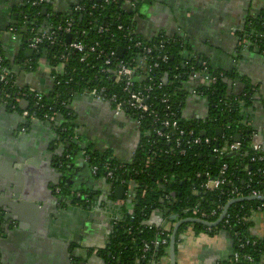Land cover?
I'll list each match as a JSON object with an SVG mask.
<instances>
[{"label": "crops", "instance_id": "1", "mask_svg": "<svg viewBox=\"0 0 264 264\" xmlns=\"http://www.w3.org/2000/svg\"><path fill=\"white\" fill-rule=\"evenodd\" d=\"M47 1L49 12L57 10L64 15L77 0ZM147 1L137 13L136 33L144 40L160 35L184 38L189 48L187 54H193L197 61L201 58L212 71L234 73L229 80L244 83L243 92L246 83L255 87V99L242 115L248 128L257 134L256 140L264 141V111L260 100L264 97V56L253 49L238 50L239 32L249 19L264 13V0ZM24 3L25 0H0L1 31L15 22ZM0 51L9 62L17 88H35L44 94L50 91V73L44 62L30 70L25 63L31 57L29 51L8 34L0 37ZM185 88L187 97L182 118L186 122L204 120L207 101L189 93V85ZM21 110L4 109L0 105V206L6 207L2 200L16 209L21 206L14 213L13 223L22 225L0 227V264H69L70 261L104 264L98 251L106 247L114 226L129 215L133 205L127 198L122 204H116L107 195L103 181L90 175L79 151L77 160L81 159V163L64 171L63 179L69 185L64 187L82 190L97 199L92 198L86 207L74 206L71 210L56 212L54 206L61 207L51 199L54 187L60 186L56 184L61 178L55 169H60L61 159L53 162L58 144L54 124L62 123L61 117L56 115L50 126L45 125L49 122L46 120H41L42 124L31 120L21 133ZM69 112L72 132L82 147L107 150L117 161L131 162L139 145L137 128H130L126 120L115 122L109 104L78 94L71 98ZM88 207L91 208L87 210ZM183 220L162 206L154 209L146 221L157 228L164 225L169 238L173 228L179 225L175 240L176 264H225L230 260L233 242L226 231L211 234L195 228V224H180ZM248 221L252 238L264 239V211L251 210ZM158 264H170L168 248Z\"/></svg>", "mask_w": 264, "mask_h": 264}, {"label": "built area", "instance_id": "2", "mask_svg": "<svg viewBox=\"0 0 264 264\" xmlns=\"http://www.w3.org/2000/svg\"><path fill=\"white\" fill-rule=\"evenodd\" d=\"M146 3H148L147 0H77L67 13L70 12V15L80 19L85 18L87 28L77 26L72 17L66 18L63 25L53 27L48 24L47 20L38 24V14L33 15L30 19L29 16L22 15L20 25L15 21L6 30H0V37L8 34L17 41L21 48L32 52V54H38L42 46L56 48L59 54L54 57L57 60L55 64H50L44 56L38 60L36 65L37 67L44 62L49 69L51 88L60 85L62 80H66L65 84L73 81L71 73L75 74L76 69L72 68L69 71L68 67L73 58L77 56L79 63L84 64L91 74L87 79L79 77L78 81L84 83L86 87L79 93H71L70 99L78 94H85L96 101L107 103L112 107L115 116L133 119L138 134L147 137L145 144L147 155L140 170L125 169L127 166L125 163L119 162L118 165L105 160L100 164L103 175L98 177V166H90V175L97 180L106 182L107 195L115 200L116 204H122L124 198H127L128 201L131 200L130 203L134 204L135 189L138 185L133 176L148 168L151 161L159 155L183 157L190 152L197 153L204 149L207 151V158L214 160L216 172L211 175L208 171L209 167L205 165L202 167L204 172L195 173L196 179L201 177L204 179L199 184L200 189L213 191L227 186L228 189L225 194L230 198V201L244 197H264V192L260 194L251 186L252 177L256 174L264 178V141H257V134L251 132L249 148L243 149L242 130H240L242 128L237 130L235 127L240 125L248 128V123L243 119L240 122L215 126L214 135L211 137L207 136L204 130L201 132H204L205 135L196 134L190 124L194 121H184L181 111L187 93H182L180 99L175 100L177 89L180 91L185 89V85H189L191 87L189 93L197 98L205 99L206 94L217 83L218 79L223 77V74L210 71L208 64L204 61L199 63L198 60V67L195 68L189 65V60L184 59L175 64L169 74L164 72V67L170 59L165 46L170 42H175V39L166 37L150 44L136 38V28L135 25H132L135 22V17L138 16L139 8ZM42 4H44V0H25L24 3L31 8H39ZM108 5L118 6L131 13L129 20L132 24L125 27L119 23L120 16H115L112 21L102 20L99 15L95 18V13ZM44 15L48 16L47 12ZM92 18L95 19L94 22L89 20ZM90 30H93L92 35L89 34ZM67 37H69V42L65 40ZM263 38L264 31L247 32L244 27L239 32L238 46L243 49L259 51V44ZM153 39L146 41L152 42ZM103 40H106L107 43L102 42ZM118 48L123 50L121 55L117 52ZM259 52L264 56V51ZM25 63L27 67L32 68L31 58L27 59ZM0 87L2 89L16 88L11 93L3 92L0 96L1 106L16 110V106L21 101H27L26 109L20 111L22 118L27 120V123L20 127L21 133L26 131L25 125L28 126L31 120L38 119L50 122L58 115L55 110L53 114L49 115L44 112L38 117L35 112L31 113L28 110L30 102H34L37 111L44 108V105L39 106L43 92L35 88H17L14 82V74L4 64L1 56ZM255 93L256 89L252 87L251 94L243 92L240 96L231 95L225 99L220 98L219 102L226 109L238 110L241 113L245 107V99L253 100ZM217 106L214 105L215 108ZM261 107L264 111V99L261 100ZM145 120H148L149 128L142 130L141 126ZM232 128L237 131L228 134L231 133ZM217 130H220V135L216 134ZM62 131L65 130L62 129ZM236 137L239 139L236 140ZM72 140L76 139L73 138ZM165 144L168 148L163 147ZM228 156L236 157L235 163L229 165L227 163ZM81 159L84 164H88L90 160L84 152H81ZM234 164H240L241 168L239 169ZM252 165L258 166L254 173L251 172ZM236 170H240L242 176L245 175L247 178L245 185L237 183L241 178L236 177ZM116 171H120L122 175L126 174L128 179L121 182L115 181ZM118 185H122L124 188V197L121 200L114 199V188ZM61 192L60 186L54 187L53 194L56 197V202L62 208L65 206L86 207L91 203L89 194L83 191H70L65 197L62 196ZM245 192L247 195H244ZM163 199L168 206H171L175 201L167 194L164 195ZM223 210L224 207L222 206L212 210H204L196 205L187 208L185 212H189L192 215L191 218L209 222L210 219H218ZM254 210L264 211V201L256 205ZM219 211H221L220 214ZM233 218L236 219L237 224L242 225L248 221L249 216L243 211V206L240 205L234 214H229L227 211L220 223H223L225 227L229 226L230 222L234 220ZM157 234L160 238L151 242V245L166 244L165 238L168 233L161 229ZM233 236L237 239L238 251L233 253L232 260H244L248 264H256L250 255L241 253L247 247H256L259 242L253 239L240 238L237 231L234 232ZM149 248V245L144 243L141 258H145V253L148 252Z\"/></svg>", "mask_w": 264, "mask_h": 264}, {"label": "trees", "instance_id": "3", "mask_svg": "<svg viewBox=\"0 0 264 264\" xmlns=\"http://www.w3.org/2000/svg\"><path fill=\"white\" fill-rule=\"evenodd\" d=\"M47 8V5L44 3L39 8H31L28 5H24L19 9L18 14L16 15V20L18 25H20L22 21V15L29 16V19L33 15H37L38 24L47 20L48 24L55 27L58 25H63L66 18H73L75 20V24L81 28H87V20L85 18L80 19L74 15H70L66 13L64 15L60 13H50L48 11V16L42 14V9ZM99 15V18L105 21H112V18L115 16H120L119 23L123 24L125 27L131 23V13L123 10L118 6L108 5L103 10L95 13L96 16ZM94 22V18L89 19ZM99 22V21H98ZM264 13L262 12L260 15L249 19L246 22L245 31L250 32H263L264 31ZM132 25H135L133 22ZM136 27V26H135ZM89 34H93V30L89 31ZM118 35V34H117ZM136 38L147 42L153 43L156 40L166 38L164 35H160L155 37L154 41H146L141 38L136 33ZM175 42H170L165 46V49L170 56L168 64L164 67V72H169L173 69L175 64L183 61V54L184 53V46L178 41V39L174 38ZM66 42H69V37H67ZM102 42L107 43L106 40ZM109 45H113L112 43H108ZM259 51H264V38L259 44ZM59 54L56 48L53 47H41L38 54L31 55V63L32 68L30 70H34L36 67L38 60L41 57H46V60L49 61L50 64H55L57 60L54 58ZM0 56L4 60V64L9 67V62L6 57L0 51ZM77 56L73 58L72 62L69 64V71L72 68L76 69V73L71 75L73 76V81L70 83L65 84L66 80H62L60 85L52 86L50 91L47 94H42L41 101L39 102L40 105H44V108L41 111H37L35 108L34 102H30L28 110L33 113H36V116L40 117L41 114L48 113L53 114L56 110L58 116L61 117V126L57 127L59 140L63 143L71 142L69 139L72 136V125L70 124L71 114L69 112V104L71 102L70 94L71 93H79L81 92L86 86L84 83L79 82V77H85L86 79L89 78L90 72L85 67L84 64H80L77 60ZM191 66L197 68L198 61L195 59H189ZM209 67V66H208ZM209 70L212 69L209 67ZM225 77L219 78L217 83L209 90L206 94L205 100L207 101V115L206 118L200 122H193L190 123L191 127L195 130L196 134H200L202 130L207 133V136L214 135V127L218 125H225L228 123H236L240 122L244 119L242 115V111L245 108H248L251 104V101L245 99V107L243 110L238 111H230L222 106V103L219 102L220 98H228L229 96L226 95L227 85L224 82ZM246 83V82H245ZM251 88L249 84L246 83V91L247 93L251 94ZM16 88H5L2 89L0 87V96L3 92L11 93L15 91ZM182 93H187V89L183 88L179 91L177 89L176 96L174 97L175 100H179ZM253 94V92H252ZM231 96V95H230ZM233 97V96H232ZM231 98V97H230ZM264 98V97H263ZM261 97L260 100H263ZM255 99V98H254ZM253 99V100H254ZM214 105H218L217 108ZM50 108V109H48ZM16 110L19 109L17 105ZM183 122V121H182ZM184 123V122H183ZM27 127V125H25ZM238 129L242 130V145L243 149L249 148V144L251 142L250 133L255 132L252 128H245L244 126L236 125ZM149 128L148 120L143 121L141 126L142 130H146ZM64 129L65 131H62ZM232 128L231 133L236 132L237 130H233ZM139 145L135 150V154L133 156V160L129 164H127L125 169L134 168L140 170L144 165V160L147 155V148H146V140L143 134H139ZM80 145V144H79ZM78 144H71L68 149H65L64 156L68 158H62L59 163V168L64 170L67 164L70 162V158L73 156V153L79 151L84 152L86 155L89 156L90 160L86 166L90 170L91 165L98 166V177L103 175V170L101 169V163L105 160L110 161L112 163L120 164L114 157L111 156L110 152L101 153L100 151H92L91 148L82 147L79 148ZM142 145V146H141ZM141 146V147H140ZM164 148H168L165 144ZM234 156L227 157V163L232 165L235 163ZM233 158V159H231ZM207 165L209 167L208 171L211 175H214L216 172V165L209 158H207V151L201 150L199 152H190L187 155L181 157L178 155H170L164 156L159 155L153 161H151L148 168L144 169L138 175L133 176V179L137 182V188L135 189V199L133 200V211L131 215H128L123 220L118 222L114 228L113 233L110 237V240L104 249L98 251V254L105 260L106 264H158L159 260L166 254L168 243H169V235L165 238L166 244H162L159 246L151 245V242L156 241L160 238L157 234L162 228H157L153 226H149L146 224L148 217L150 216L151 212L154 209L162 208L165 206L168 209V212L176 214L180 218H191L192 215L189 212H185V210L189 207L198 205L200 208L204 210H212L216 209L217 207H225L226 204L230 201V198L227 197L225 194L228 187L224 186L223 188L213 190V191H205L199 188V184L204 181L201 177L200 179L195 178V173L198 171H203L204 167ZM234 166L238 167L239 169L240 164H234ZM257 165H252V173H254L257 169ZM236 177L241 178L237 183L245 185L247 183V178L245 175L242 176L240 170H236L235 172ZM128 179L126 174H123L120 171H116L114 180H118L121 182L123 180ZM242 181V183H241ZM257 181V184H256ZM252 188H255L260 194L264 192V178L258 176L257 174L252 177L251 182ZM62 189V196H67L70 191L69 188H66L60 185ZM82 191V190H78ZM169 195L170 198H174L175 201L171 206L166 205L163 197L164 195ZM244 195H247L245 192ZM90 202H92L93 196L89 194ZM163 202V204L161 203ZM261 201L252 200V201H245L241 203L232 204L229 209V214H234V212L239 208L240 205L243 206V211L249 216L250 211L255 208ZM90 205V204H88ZM221 211H219V214ZM230 222L229 226H223V223H219L216 226L206 227L204 225L198 223H191L195 224V228L197 229H204L205 231L213 234L217 233L220 230L226 231L233 242V253L238 251L237 250V239L233 236L234 232L237 231L239 233L240 238H247L257 240L252 238L250 233V224L249 221L245 222L244 224H237L236 219ZM217 219H210L208 220L210 223H214ZM190 224V223H189ZM130 229V230H129ZM259 244L256 247H247L245 250L242 251L241 254L247 253L253 259L256 264H264V239L257 240ZM144 243L149 245V250L145 253V258H141L143 255L142 248ZM225 264H248L244 260L233 261L232 257L228 262Z\"/></svg>", "mask_w": 264, "mask_h": 264}, {"label": "water", "instance_id": "4", "mask_svg": "<svg viewBox=\"0 0 264 264\" xmlns=\"http://www.w3.org/2000/svg\"><path fill=\"white\" fill-rule=\"evenodd\" d=\"M44 3L47 4L48 1L47 0H44ZM47 12V9L46 8H43L42 9V14L44 15L45 13ZM142 15V11L140 13ZM15 23V22H13ZM122 49L121 48H118L117 52L119 55L122 54ZM30 55H31V52H29ZM184 60L188 61L189 60V55L188 54H185L183 56ZM202 61L201 58H199V63ZM225 84L227 85V93L226 95L227 96H230V95H234V96H240L244 90V83L242 82H238V81H231L229 80L228 78H226L224 80ZM19 108H21L22 110L26 108L27 106V101L23 100L19 103ZM2 108L6 109L7 107L6 106H1ZM34 123H37V124H42L43 122L41 120H38V119H35L33 120ZM27 123V120L25 118H22L21 117V124L24 125ZM46 126H50V122H46L45 123ZM55 127H60L61 126V123L59 124H54ZM220 130H217L216 131V134L217 135H220ZM201 135H205L204 132H201ZM239 137H236V140H238ZM56 140H59V137H57L56 135ZM71 144H78L79 145V142L76 140L72 141V142H68L65 146H62L61 143L60 144H57V147H56V151H57V158L54 159V163H56L58 160L64 158L65 159V156H64V152H65V149H68L70 147ZM79 148H81V146L79 145ZM80 155V153L76 152V153H73V156L70 158V162L67 164L66 168L64 170L62 169H55V172L58 176H60V182L59 183H56V184H60V185H63V186H69L65 180L63 179V175H64V171H68L70 170L71 168H73L75 165L81 163V159L80 160H77V156ZM80 158V156H78ZM231 157V156H230ZM211 162H213V159L211 160ZM82 165V164H81ZM54 167V166H53ZM103 184L105 186V189H106V182L103 181ZM66 186V187H67ZM123 195H124V188L122 185H118L114 188V199H117V200H121L123 198ZM15 199H17V197H15ZM97 197H93V200H96ZM14 200V198L12 199ZM53 201L56 200V197L53 196L52 199ZM252 200H258V201H264V197H244V198H238V199H234V200H231L229 201L226 206L224 207V210L222 211L221 215L219 216V218L214 222V223H209V222H206V221H202V220H199V219H195V218H187V219H184L182 222H180V224H191V223H198V224H201V225H204L206 227H212V226H216L218 225L224 218L225 214L227 213L229 207L232 205V204H235V203H241V202H245V201H252ZM106 201L109 203V204H112L110 201L107 200L106 198ZM131 201V200H130ZM129 201V202H130ZM3 204H5L6 207H2V205L0 206V208H2L1 212H0V227L3 226L2 224H6V226H22L20 224H18V222H14L13 221H16V214L14 213H17L19 208H21V206L19 208L16 209V207H14L12 204H8L6 201L2 200ZM13 202V201H12ZM163 204V202H161ZM55 207V210L56 212L60 213L62 212L63 210L64 211H68V210H71L72 208H75L74 206H66L65 208H62L61 209H57L56 206ZM91 207H88L86 208L87 210L90 209ZM132 208V207H131ZM132 211H133V208L131 210V212H129V215L132 214ZM14 218V220L12 219ZM174 219H176V216L174 217ZM178 227L179 225H176L172 232H171V235H170V238H169V243H168V251H169V260H170V264H176L175 263V240H176V236H177V230H178ZM161 228L163 229L164 228V225L161 226ZM104 264H106L105 260H103ZM69 264H72L71 261L69 262Z\"/></svg>", "mask_w": 264, "mask_h": 264}, {"label": "flooded vegetation", "instance_id": "5", "mask_svg": "<svg viewBox=\"0 0 264 264\" xmlns=\"http://www.w3.org/2000/svg\"><path fill=\"white\" fill-rule=\"evenodd\" d=\"M69 8H71V6L69 7ZM50 13H59L57 10H55L54 12H50ZM139 17L138 16H136L135 17V23L137 22V19H138ZM176 39H178V41H180V43L184 46V53H182L183 55H185V54H187V53H189V52H187L188 50H189V48H188V45H187V41L184 39V38H181V37H176ZM238 50L239 51H241V50H243V48H241V47H239L238 46ZM244 50H247V49H244ZM256 51V53H258V54H260V52L258 51V50H255ZM189 55V59L191 58V59H195V60H197V58L196 57H194L193 56V54H188ZM261 55V54H260ZM221 73V72H220ZM222 74H223V76L225 77L224 79H226V78H233L234 77V73L232 74V73H224V72H222ZM113 115H114V113H113ZM114 117V120H115V122L117 121V123L119 124V121L122 123V121H128V126L131 128V127H135V129H136V125H135V122H134V120L133 119H131V118H123V117H117V116H113ZM124 119V120H123ZM136 132H137V130H136ZM137 134H138V132H137ZM56 135H57V137H59V135H58V131H57V133H56ZM114 136V135H113ZM138 136H139V134H138ZM76 139V142H77V139H78V137H76V135H75V133L74 132H72V136H70L69 137V139L71 140V142L72 141H74V140H72V139ZM111 138H112V136H111ZM63 141V140H62ZM61 141V139L60 140H57V143L58 144H60L61 143V145L62 146H65L66 144H67V142H65V143H63ZM92 151H94V149H91ZM106 152H109V151H107V150H104L103 152H101V153H106ZM135 154V153H134ZM112 157H114V156H112Z\"/></svg>", "mask_w": 264, "mask_h": 264}]
</instances>
